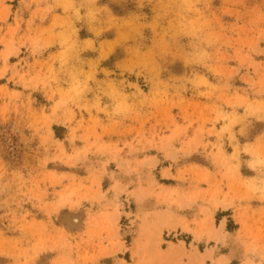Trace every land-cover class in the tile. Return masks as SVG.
<instances>
[{
  "label": "rangeland",
  "instance_id": "rangeland-1",
  "mask_svg": "<svg viewBox=\"0 0 264 264\" xmlns=\"http://www.w3.org/2000/svg\"><path fill=\"white\" fill-rule=\"evenodd\" d=\"M222 254L264 264V0H0V264Z\"/></svg>",
  "mask_w": 264,
  "mask_h": 264
},
{
  "label": "crops",
  "instance_id": "crops-1",
  "mask_svg": "<svg viewBox=\"0 0 264 264\" xmlns=\"http://www.w3.org/2000/svg\"><path fill=\"white\" fill-rule=\"evenodd\" d=\"M21 2V1H19ZM6 5H11L10 11H11V15L14 14V7L12 4H10L8 1L6 2ZM166 169L168 167H165ZM166 187H170L172 188V185H167ZM174 187V186H173ZM226 209L224 208H218L216 211H214L213 209H211V206L206 207L205 205H194L192 208V211H187L184 210L181 213H178V215L176 214L177 217V223H178V231L181 230L182 232V228L183 226L190 228L191 231L189 232L190 236H191V241L190 243H193V247L194 250L191 251H197L199 254H202L201 251V246H203V244L206 242H208L209 239V235L213 234V233H219L218 231L221 230L222 233L229 232L227 230V225L226 223H220L219 225H217V219H216V215L222 212H224ZM175 217V213L173 214ZM162 217L164 216H156L155 221H157V219H162ZM175 219V218H174ZM174 219H170V221H174ZM163 221V220H162ZM202 232V236L200 240L196 239V233L200 234L199 232ZM189 237V236H188ZM173 243L178 244L179 247L178 249H173L172 252H176V251H182L183 249H186L187 251H190V243L188 244L186 241L184 244H180L176 243L173 241ZM211 244V243H210ZM223 257H225L227 259V262L225 264H232L233 260L232 258L227 255V254H222L219 255V257H213V260L215 262L211 263L210 259H206L204 264H219L220 259H222ZM183 261L186 262V259L183 258Z\"/></svg>",
  "mask_w": 264,
  "mask_h": 264
},
{
  "label": "bare ground",
  "instance_id": "bare-ground-1",
  "mask_svg": "<svg viewBox=\"0 0 264 264\" xmlns=\"http://www.w3.org/2000/svg\"><path fill=\"white\" fill-rule=\"evenodd\" d=\"M119 248H120V245H116V249H119ZM224 262H225V260L223 259L221 263L223 264Z\"/></svg>",
  "mask_w": 264,
  "mask_h": 264
}]
</instances>
